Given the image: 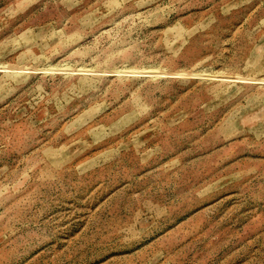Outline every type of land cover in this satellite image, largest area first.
Listing matches in <instances>:
<instances>
[{
  "label": "rangeland",
  "instance_id": "obj_1",
  "mask_svg": "<svg viewBox=\"0 0 264 264\" xmlns=\"http://www.w3.org/2000/svg\"><path fill=\"white\" fill-rule=\"evenodd\" d=\"M0 264H264V0H0Z\"/></svg>",
  "mask_w": 264,
  "mask_h": 264
}]
</instances>
